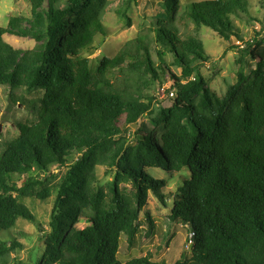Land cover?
I'll list each match as a JSON object with an SVG mask.
<instances>
[{"label": "trees", "instance_id": "1", "mask_svg": "<svg viewBox=\"0 0 264 264\" xmlns=\"http://www.w3.org/2000/svg\"><path fill=\"white\" fill-rule=\"evenodd\" d=\"M28 1L29 18L10 17L0 27V86L15 105L16 90L41 94L27 101L34 119L18 124V136L0 156V229L33 221L21 198L55 195L38 264H157L148 255L118 262L121 238L132 245L149 193L166 207L165 181L147 170L187 168L189 179L169 198L166 217L169 229L188 227L191 235L189 258L175 264H264V25L250 16L248 1L160 0L165 18L156 21L154 45L131 39L97 65L81 51L106 35L102 18L110 0ZM130 1L114 10L125 27ZM234 20L255 21L262 30L243 41ZM202 29L238 55L237 80L222 90L201 72L211 58ZM7 35L34 47L15 49ZM249 64L254 68L244 76ZM158 80L166 81L168 105L145 126L149 132L130 134L129 126L152 115ZM98 166H109L112 179L89 194ZM52 168L57 173H48ZM23 172L24 184L16 187L11 178ZM81 220L88 225L77 229ZM17 247L0 242V264H10Z\"/></svg>", "mask_w": 264, "mask_h": 264}, {"label": "rangeland", "instance_id": "2", "mask_svg": "<svg viewBox=\"0 0 264 264\" xmlns=\"http://www.w3.org/2000/svg\"><path fill=\"white\" fill-rule=\"evenodd\" d=\"M127 0H110L111 5L102 18V25L106 30L105 36H96L93 41L81 52L87 57L92 64L97 65L99 60L104 57H112L121 46L131 40L139 39L140 41L154 45V29L158 19L165 18V11L160 0H131L130 6L126 12L131 24L125 27L126 19L120 18L115 14L122 2ZM153 2L154 7L148 6ZM203 0H178L179 6L186 3L198 2ZM249 4L250 16L264 25V0H247ZM148 6V7H147ZM30 17V5L28 0H0V27H5L10 17ZM251 21L247 26L243 22L234 20L235 27L241 32L244 39L251 37L255 30L261 32V25ZM263 33V32H262ZM264 34V33H263ZM264 36V35H263ZM205 53L210 56V61L205 63L201 72L208 84L216 89L222 90L226 85L234 84L237 80V72L240 69L239 64H233L237 59V53L227 50V43L208 29H202L199 33ZM263 39V38H262ZM5 41L15 49H32L34 42L30 39H21L15 36L7 35ZM153 55L155 64L157 63ZM166 64L173 60L171 53L166 52L163 57ZM250 69L243 70V75H249L254 68L253 64H249ZM175 72H178L177 70ZM248 77H246V80ZM251 79V78H250ZM249 79V80H250ZM247 80V82L249 81ZM246 82V83H247ZM166 81L158 80L157 87L160 89L154 93L155 101L151 106L152 115H144L142 120L134 126L127 128L128 132L133 133L136 128L148 131L146 125H154L162 110L163 106H167L171 95H166ZM9 89L0 86V156L6 150L8 145L18 136V124L28 123L33 120L34 113L30 109L27 101L39 97L41 94L34 92H21L16 90L13 92L17 98V104L9 99ZM25 99L22 104L18 101L21 96ZM30 122V121H29ZM50 174L57 173L56 169H50ZM147 173L154 179L164 180L165 188L162 190L166 196V207L162 205L152 193L148 194L146 205L139 213V231L131 246L125 242V238H121L116 259L120 263H124L132 258H141L146 255L151 257L152 262L157 264H175L184 262L189 258L186 250L190 247V233L188 227H180L172 230L167 227L169 221L166 219L172 207L171 195L176 193L177 187H181L184 180L189 179L190 172L187 168L179 173L169 174L161 169H148ZM112 169L109 166H98L94 170L95 180L91 181L88 186V193H94L98 188L102 187L112 179ZM27 177L26 172L20 175L12 176L11 180L16 187H22ZM128 185H122V189L127 190ZM55 195L45 201H39L30 198H21L19 200L30 210L33 215V221H24L18 219L13 229H0V242L10 245L13 241L20 245L11 251L7 258L10 264H38L43 255V244L40 236L42 233L48 232L49 214L52 209L53 199ZM149 217V218H148ZM150 219L151 227L147 222ZM34 222V223H33ZM87 221L81 220L75 227L81 229L87 226ZM169 234L172 235L169 239Z\"/></svg>", "mask_w": 264, "mask_h": 264}, {"label": "built area", "instance_id": "3", "mask_svg": "<svg viewBox=\"0 0 264 264\" xmlns=\"http://www.w3.org/2000/svg\"><path fill=\"white\" fill-rule=\"evenodd\" d=\"M263 33H264V32H263ZM263 33L260 35V37H263V38H264V36H263L264 34H263ZM248 38H249V37H248ZM248 38H247V39H248ZM238 45H239V47H243V44H242V43H240V44H238ZM170 95H171V94H170Z\"/></svg>", "mask_w": 264, "mask_h": 264}, {"label": "crops", "instance_id": "4", "mask_svg": "<svg viewBox=\"0 0 264 264\" xmlns=\"http://www.w3.org/2000/svg\"><path fill=\"white\" fill-rule=\"evenodd\" d=\"M21 200H23V199H21ZM23 204H25V203H23Z\"/></svg>", "mask_w": 264, "mask_h": 264}, {"label": "water", "instance_id": "5", "mask_svg": "<svg viewBox=\"0 0 264 264\" xmlns=\"http://www.w3.org/2000/svg\"><path fill=\"white\" fill-rule=\"evenodd\" d=\"M0 129H1V127H0Z\"/></svg>", "mask_w": 264, "mask_h": 264}]
</instances>
